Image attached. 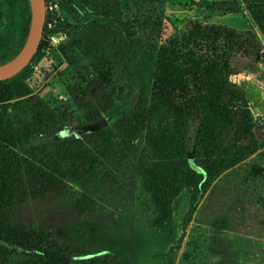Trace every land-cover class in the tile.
Listing matches in <instances>:
<instances>
[{
  "label": "rangeland",
  "instance_id": "374dc122",
  "mask_svg": "<svg viewBox=\"0 0 264 264\" xmlns=\"http://www.w3.org/2000/svg\"><path fill=\"white\" fill-rule=\"evenodd\" d=\"M219 1L241 5L238 22L224 26L243 39L248 32L255 34L264 49V35L243 0H45L46 21L51 28L62 26L59 30L67 34V42V27L74 28L85 19L100 16L106 26V15H117L130 26L137 14L141 21L153 16L159 26L143 25L142 36L154 49L174 38L202 53H212L215 42L194 33L193 24L198 20L191 16V8H203V15L220 14L230 5L219 6ZM26 17L25 0H0V63L13 57L22 43ZM119 38L110 40L119 42ZM43 55L41 65L31 70L27 81L35 94L50 90V108L66 115L50 142L88 140L97 134L96 140L105 147L96 154V166L83 169L68 164L70 171L54 179L46 190L36 184L38 187L14 208L16 217L52 232L71 248L74 264H82L80 255L106 257L110 264H264V62L254 61V55L239 47L230 56L236 73L229 80L246 95L256 122V149L218 174L195 209L193 185L174 193L172 221L159 228L154 224L155 208L142 184L139 164L156 160L145 133L170 125L171 110L152 88L147 97L135 86L122 92L100 88L86 97L100 108L92 117L67 90L69 70L60 44ZM198 92L189 81L186 103L191 105L192 122L176 160H187L195 170H199ZM49 147V153H57L58 149Z\"/></svg>",
  "mask_w": 264,
  "mask_h": 264
},
{
  "label": "trees",
  "instance_id": "16d2710c",
  "mask_svg": "<svg viewBox=\"0 0 264 264\" xmlns=\"http://www.w3.org/2000/svg\"><path fill=\"white\" fill-rule=\"evenodd\" d=\"M230 3L219 1L218 5ZM243 5L264 35V0H243ZM240 6H227L220 14L237 12ZM25 7L24 37L13 57L21 50L29 31V0H25ZM153 18L141 21L137 14L130 26H125L117 15L107 14L106 26L100 22L103 17L85 19L74 28L67 27L70 38L60 43V50L68 64L67 90L71 99L92 117L93 113H100V108L86 97L100 88L122 92L135 86L142 97H147L152 88L171 110L170 125L145 133L156 160L139 164L142 184L155 208L154 224L166 228L173 217L174 193L193 185L192 210L195 209L218 174L256 149V122L246 95L229 80L236 73L230 56L239 47L254 55V61L264 62V49L253 33L248 32L243 39L224 25H203L196 21L194 33L215 42L212 53H202L174 38L156 50L142 36L143 25L159 26ZM49 23L48 20L45 23L38 52L29 66L13 78L0 80V264H74L75 256L69 246L40 225L16 217L14 208L38 187L36 184L46 190L54 179L70 171L68 164L83 169L96 166V154L100 147H105L96 140L97 134L88 140L50 142L64 125L65 112L51 109L49 102L35 94L27 81L31 70L44 57L49 34L62 31L59 30L62 26L49 28ZM110 37H120L119 42ZM189 81L199 91L196 101L199 170L193 169L187 160L176 162L192 122L191 105L186 103ZM50 144L58 149L57 153H49ZM80 259L82 264H110L106 257L80 255Z\"/></svg>",
  "mask_w": 264,
  "mask_h": 264
},
{
  "label": "water",
  "instance_id": "95a60500",
  "mask_svg": "<svg viewBox=\"0 0 264 264\" xmlns=\"http://www.w3.org/2000/svg\"><path fill=\"white\" fill-rule=\"evenodd\" d=\"M29 3L31 19L27 38L15 57L0 63V80H8L18 75L31 63L39 49L46 22L45 0H29Z\"/></svg>",
  "mask_w": 264,
  "mask_h": 264
},
{
  "label": "crops",
  "instance_id": "0c3cea01",
  "mask_svg": "<svg viewBox=\"0 0 264 264\" xmlns=\"http://www.w3.org/2000/svg\"><path fill=\"white\" fill-rule=\"evenodd\" d=\"M192 14L191 16L196 19V20H200L202 21V23H206V24H222V25H226V26H232L233 23L232 22H238V20L241 17V11L238 12H230V13H226V14H213V15H203V8L202 9H196V8H191ZM43 61V58L39 61V63L35 66L36 68H38L39 65H41V62ZM50 90L47 91V89L41 91V93L39 94L45 101H49V99H51L50 94L52 92H49ZM46 94V97H45Z\"/></svg>",
  "mask_w": 264,
  "mask_h": 264
},
{
  "label": "built area",
  "instance_id": "2783aa9c",
  "mask_svg": "<svg viewBox=\"0 0 264 264\" xmlns=\"http://www.w3.org/2000/svg\"><path fill=\"white\" fill-rule=\"evenodd\" d=\"M48 27L51 28L52 24L49 23ZM66 38H67V34L64 31H58V32L49 34V36H48V46L45 47L44 51L47 52V53H50V50L53 47H56L60 43L64 42Z\"/></svg>",
  "mask_w": 264,
  "mask_h": 264
}]
</instances>
